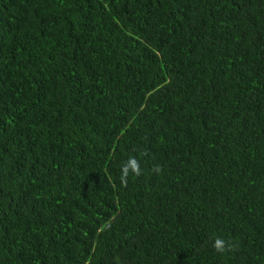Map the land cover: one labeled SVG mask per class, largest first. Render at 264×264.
<instances>
[{"label": "trees", "instance_id": "1", "mask_svg": "<svg viewBox=\"0 0 264 264\" xmlns=\"http://www.w3.org/2000/svg\"><path fill=\"white\" fill-rule=\"evenodd\" d=\"M0 264H264V0H0Z\"/></svg>", "mask_w": 264, "mask_h": 264}, {"label": "clouds", "instance_id": "2", "mask_svg": "<svg viewBox=\"0 0 264 264\" xmlns=\"http://www.w3.org/2000/svg\"><path fill=\"white\" fill-rule=\"evenodd\" d=\"M129 169H131L133 172H136V174H139V166L135 159H130L123 167L122 172L124 176H127ZM213 246L217 252L222 253L225 251V242L221 239H216Z\"/></svg>", "mask_w": 264, "mask_h": 264}]
</instances>
